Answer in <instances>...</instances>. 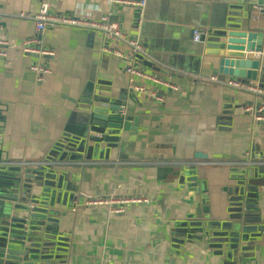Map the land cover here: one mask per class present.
I'll use <instances>...</instances> for the list:
<instances>
[{
    "label": "crops",
    "instance_id": "crops-1",
    "mask_svg": "<svg viewBox=\"0 0 264 264\" xmlns=\"http://www.w3.org/2000/svg\"><path fill=\"white\" fill-rule=\"evenodd\" d=\"M123 1L0 0V50L7 54L5 60L0 59V159L36 148L60 161L34 207L50 213V220L59 223V228L66 219L85 240L86 255L79 256L80 264H264L261 234L256 242L244 243L236 261L226 254L225 246L223 251L216 249L221 246L216 237L222 232L219 227L231 216L227 213L228 191L236 187V178L245 170H264L253 166L264 157V124L243 113L261 100L212 83L213 69H205L196 54L200 44L192 42L193 29L212 34L222 28L230 6L218 0H146L145 7L137 10L119 4ZM42 2L50 6V13L70 17L85 14L97 20L111 14L126 36L140 42L146 56H153V63L163 66L143 60L145 71L158 74L166 86L177 89L165 91L156 85L163 102L139 96L141 108L131 102L135 121L123 123L118 135L107 136L119 141L118 150L90 146L79 123L100 77L109 75L111 83L127 87L123 63L113 56L126 47L82 29L47 30L40 40L53 52L46 61L52 74L36 83L29 71L36 57L24 55L21 47L22 41L35 36L34 25L18 15L36 12ZM250 28L264 32V13ZM261 56L263 60L264 41ZM156 66L158 71H153ZM94 77L93 86L90 80ZM216 80L228 81L226 77ZM259 81L264 87V81ZM124 95L122 89L118 97ZM70 133L77 137L71 136L74 143L64 146L73 151L65 152L59 142ZM196 155L206 160L196 161ZM200 162L211 164L193 166ZM37 171L26 169V182L35 185H26L27 214L22 219L11 207L18 204L9 200L14 196L13 185L8 179L0 180V252L6 250L3 255L6 253L8 264H44L41 254L27 249L47 250L40 237L45 236L40 215L29 206L42 179L36 178ZM1 177L7 178L6 173ZM250 185L254 189L250 195L257 201L255 216L250 219L253 228L264 229V175L252 178ZM138 195L147 196L150 204L129 207L124 215H109L104 207L84 204L87 199ZM7 205L16 222H24L21 230H10L16 239L9 248L2 237L10 219L9 214L5 216ZM202 223L208 225L206 231L189 233L194 230L190 227ZM183 229L188 230L186 235ZM183 236L193 239L184 241ZM36 241L40 244L32 245Z\"/></svg>",
    "mask_w": 264,
    "mask_h": 264
},
{
    "label": "water",
    "instance_id": "water-1",
    "mask_svg": "<svg viewBox=\"0 0 264 264\" xmlns=\"http://www.w3.org/2000/svg\"><path fill=\"white\" fill-rule=\"evenodd\" d=\"M218 2H223L230 6L227 23L212 34L205 31L196 54L205 64V69H213V78L226 77L228 81L236 80L238 82H253L256 80L264 81V59L245 58V54L249 51H255L257 53H261L262 51L264 32L262 30H252L250 28V23L257 22L259 17L264 13V11L261 10L264 6V0H218ZM140 12L141 11H138V13ZM138 59L141 62L145 60L147 63H150V65L154 64L163 67L157 63H153V56L150 57L149 55L146 56V54H144L143 56H139ZM118 61L121 63V60ZM146 66L140 63V67L143 70L146 69ZM157 66L152 67L153 71H158L157 68L159 67ZM156 75L158 76V74ZM98 80L100 82L96 88V94L94 96L91 95L86 102V106L83 107L86 114L82 116V121L79 123L81 126L80 133H82V137H85L90 146H93L96 149L100 148L107 151H116L120 148L119 141L109 139L107 136L118 135L122 132L123 123L135 121L131 116V102L136 108H141V104H138L139 100L136 98L137 96L128 90V85L127 87L124 85L123 88L114 85V83H111L109 75L100 77ZM160 80L162 81V78H160ZM90 82L94 86L95 77L91 79ZM162 82L165 83L166 81ZM114 88L119 90L116 91ZM122 89L125 90V95L124 97L119 98L118 95ZM163 90L171 91L167 88ZM176 90L177 89H175V91ZM71 136L77 137L70 133V136L64 137L62 141L59 142L60 145H63L62 149L65 152L73 151L69 147L64 148L66 144L74 143ZM98 137H101V139ZM114 143H117L118 146L114 149H109L108 144ZM45 154L48 155L47 152H45ZM9 158L0 159V162ZM193 158L196 161L206 160V158H202L201 155H196ZM29 159L34 160L36 158L31 156ZM58 162L60 161L58 160ZM2 173H6L7 178L1 177ZM250 174L253 176L252 178L257 179L258 174L264 175V170L258 171L255 169L252 172L245 170L236 178V187L233 190L230 189L228 191L229 200L227 213L231 214V216L226 220L224 225L219 227L222 232L216 236L221 239L219 240L221 246L216 249L223 251L222 247L225 246L226 254L231 258L233 257L234 261H236L239 252L243 249L244 243H254L260 239V234L264 235V229L261 227L253 228L250 219L255 216L253 212L257 210V201L252 195H250V193L254 191L253 187L250 185V180L252 179L249 178ZM51 176L52 175L47 176L40 184L32 201L33 206L35 205L36 199L44 192V183ZM6 179L11 182L13 185L12 188H17L14 175L3 168H0V180L5 181ZM0 198H2L1 195ZM15 199V196L12 195L9 200L15 201ZM20 203L21 205L24 204L22 198L20 199ZM43 206L47 207L46 204H43ZM11 207L12 210H18V213L21 214V219L24 218V206H20L19 208V206L11 205ZM35 208L37 207H33L32 213L40 215V226L45 231V236L40 237L44 238L43 246L47 248V250L40 253L31 248L27 249L34 251V254L36 255L41 254L43 257L40 261H43L44 264H80L79 256L86 255L85 249L83 248L85 240L76 234V231L66 219L64 221L65 226L59 228V223L50 220V213H47L44 210L36 211ZM14 215L15 214H12L11 212L9 213L8 217H10V219L7 222V226L5 225L6 228H4V235L2 236L5 239L8 248L10 244L13 243L11 241L16 239L11 236L12 232L10 230H21L22 224L24 223L23 220L16 222V217L14 218ZM67 215L68 218L71 216V214ZM201 216H204V214L201 213ZM32 225L33 223H30V226ZM52 226L55 227L57 231H55ZM207 228H209L208 225L202 223L190 227V229L194 230L189 231V233H198L197 229L200 230L199 233H203ZM30 232L31 229L29 227V233ZM187 232L188 230L186 229L182 230V234L186 235ZM8 237L11 238L9 242L7 241ZM205 237L208 238L209 234L205 233ZM181 239L184 241H190L193 238H190V236H183ZM31 243L32 245L40 244L38 241ZM2 251L3 252H0V264H8L7 259H5L6 253L5 256L3 255L6 250L2 249ZM52 252L56 253V256L52 255ZM48 254L51 257H46ZM26 264H33V262L30 261Z\"/></svg>",
    "mask_w": 264,
    "mask_h": 264
},
{
    "label": "built area",
    "instance_id": "built-area-1",
    "mask_svg": "<svg viewBox=\"0 0 264 264\" xmlns=\"http://www.w3.org/2000/svg\"><path fill=\"white\" fill-rule=\"evenodd\" d=\"M115 2V1H114ZM118 3V2H115ZM146 0H124L122 3L126 6H130L134 9L141 10L145 7ZM18 18L21 20L32 22L34 25L35 36L25 39L21 42L22 53L24 55H31L36 57V62L30 66L29 71L35 75L36 83L41 84L45 79L51 76L52 72L47 66L46 61L53 57V52L41 43L40 36L47 30L54 28H72L82 29L84 31L93 32L99 35L102 40L106 42L116 43L123 47H126L125 52H114L113 56L116 59L121 60L123 63L124 71L128 76V90L133 92L136 96L144 98L145 100L153 102H163L160 96V91L154 89V86L159 85V88H167L175 90L174 87H168L165 83L160 84V79L143 70L140 67L141 61L139 56H143L144 48L140 42L136 39H131L126 36L122 31L120 22L114 18L111 14H104L99 19H90L87 15L81 14L79 16L70 17L66 14L50 13V6L47 3H40L36 12L20 13ZM205 34V30L193 29L192 30V42L200 44ZM3 44L0 42V45ZM106 52V51H105ZM109 53V52H106ZM111 54V53H110ZM7 57L6 50H0V59L5 60ZM245 58H253L262 60L261 53L255 51H249L245 54ZM210 81L218 86L228 88L234 92L248 94L253 96L255 100H261L259 104H254L244 108L243 113L250 116L257 124H264V87L261 86L260 81H217L216 78L211 77ZM162 82V81H161ZM161 90V89H160ZM101 139V137H98ZM118 146L117 143L108 144L109 149H114ZM29 156H33L36 159H28ZM60 162L53 161L52 158L36 148H24L15 156L0 162V168H3L9 173H12L16 179L17 188L14 189L15 204L13 206H24V214L26 216V203L24 201L25 192L27 191L26 185L33 187L34 181L26 182V169L30 167L38 170L36 178L39 176L42 179L37 184L34 193L32 195V201L36 192L42 183V181L57 167ZM201 164H211L210 162L195 163L193 166L198 167ZM252 165V164H248ZM190 165H186L189 167ZM254 167H264V157L253 164ZM26 168V169H25ZM24 201L21 205L20 199ZM29 204L31 212L33 209V202ZM13 202V201H12ZM84 204L92 208L104 207L108 210L109 215H124L129 207L132 206H148L150 199L147 196H132V197H108L98 199H87ZM24 216V218H25ZM10 237L7 238L9 242Z\"/></svg>",
    "mask_w": 264,
    "mask_h": 264
},
{
    "label": "rangeland",
    "instance_id": "rangeland-1",
    "mask_svg": "<svg viewBox=\"0 0 264 264\" xmlns=\"http://www.w3.org/2000/svg\"><path fill=\"white\" fill-rule=\"evenodd\" d=\"M4 210H5V216H8V214L11 211L10 205H7Z\"/></svg>",
    "mask_w": 264,
    "mask_h": 264
}]
</instances>
